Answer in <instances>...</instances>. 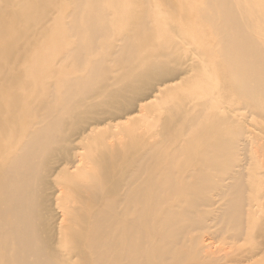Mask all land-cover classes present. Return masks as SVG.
Returning a JSON list of instances; mask_svg holds the SVG:
<instances>
[{
  "label": "bare ground",
  "instance_id": "bare-ground-1",
  "mask_svg": "<svg viewBox=\"0 0 264 264\" xmlns=\"http://www.w3.org/2000/svg\"><path fill=\"white\" fill-rule=\"evenodd\" d=\"M126 1L0 0V264H264V0Z\"/></svg>",
  "mask_w": 264,
  "mask_h": 264
},
{
  "label": "rangeland",
  "instance_id": "rangeland-1",
  "mask_svg": "<svg viewBox=\"0 0 264 264\" xmlns=\"http://www.w3.org/2000/svg\"><path fill=\"white\" fill-rule=\"evenodd\" d=\"M154 1V3L155 4H159V5H164V1H162V0H153ZM199 6H203L204 4L202 3V0L201 1H199L198 3H197ZM138 6H139V3H137V2H135V3H132V2H130V0H127L126 1V4H125V7L126 8H138ZM139 9V8H138ZM176 14V11L175 10H169V12L166 14L167 16H169L170 18L172 17V16H174ZM62 20V18H60V17H58V19H57V21H56V23H59L60 21ZM20 42H21V40H20ZM26 45V44H25ZM50 46V47H49ZM49 46H45V48L44 49H46V50H49V51H51V49H53L55 46H53V45H49ZM51 48V49H50ZM44 49H42L43 51H44ZM27 64H31L30 62L29 63H27ZM259 236V237H258ZM261 232L260 231H258V232H255V233H253L252 235H251V240H253V241H256V240H261ZM214 245H215V248L216 247H224V241L222 240V239H220V240H218L217 242H215L214 243ZM227 245H225V248H226V251L228 252V249H230L229 250V252L228 253H232V252H237V249L235 250H233L232 248H229V247H226ZM238 248H239V251L240 250H245V249H248L249 248V244L248 243H245V242H242V243H240L239 244V246H238ZM232 249V250H231Z\"/></svg>",
  "mask_w": 264,
  "mask_h": 264
}]
</instances>
